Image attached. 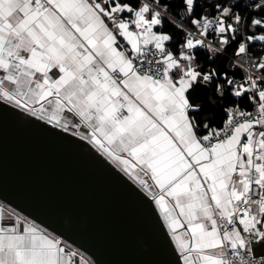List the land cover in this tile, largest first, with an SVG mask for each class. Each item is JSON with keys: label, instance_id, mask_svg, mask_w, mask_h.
I'll return each instance as SVG.
<instances>
[{"label": "snow or ice", "instance_id": "1", "mask_svg": "<svg viewBox=\"0 0 264 264\" xmlns=\"http://www.w3.org/2000/svg\"><path fill=\"white\" fill-rule=\"evenodd\" d=\"M5 115L130 180L157 264H264V0H0ZM0 264L95 262L0 204Z\"/></svg>", "mask_w": 264, "mask_h": 264}, {"label": "water", "instance_id": "2", "mask_svg": "<svg viewBox=\"0 0 264 264\" xmlns=\"http://www.w3.org/2000/svg\"><path fill=\"white\" fill-rule=\"evenodd\" d=\"M0 201L95 264L164 259L157 221L130 180L95 150L56 140L8 115L0 117Z\"/></svg>", "mask_w": 264, "mask_h": 264}, {"label": "crops", "instance_id": "3", "mask_svg": "<svg viewBox=\"0 0 264 264\" xmlns=\"http://www.w3.org/2000/svg\"><path fill=\"white\" fill-rule=\"evenodd\" d=\"M0 204H2V205L5 206V211L13 210V209H11L10 207H8L7 205H5L4 203H2L1 201H0ZM20 215H21V214H20ZM73 248H74V247H73ZM80 253L84 256V258H85L86 260H91L87 255H85V254L82 253L81 251H80Z\"/></svg>", "mask_w": 264, "mask_h": 264}, {"label": "trees", "instance_id": "4", "mask_svg": "<svg viewBox=\"0 0 264 264\" xmlns=\"http://www.w3.org/2000/svg\"><path fill=\"white\" fill-rule=\"evenodd\" d=\"M170 30V26L169 25H165V31H169Z\"/></svg>", "mask_w": 264, "mask_h": 264}]
</instances>
